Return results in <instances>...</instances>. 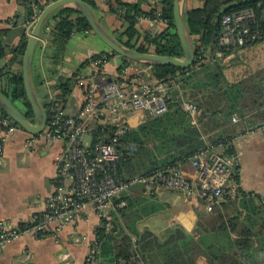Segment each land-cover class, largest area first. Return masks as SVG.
<instances>
[{
	"label": "trees",
	"instance_id": "obj_1",
	"mask_svg": "<svg viewBox=\"0 0 264 264\" xmlns=\"http://www.w3.org/2000/svg\"><path fill=\"white\" fill-rule=\"evenodd\" d=\"M82 1L96 12L98 0ZM103 1L109 12L115 15L121 24L120 28L112 32V35L122 46L141 53L183 57L182 48L175 33L173 0H159L149 11L142 10L136 3L129 4L122 0ZM22 3L26 8L23 25L14 21L13 28L0 30V60L11 56L0 70V79L5 82L0 91L12 103L23 108L26 118L33 121L34 116L26 99L21 69L17 72L10 71L15 64L21 66L27 35L21 34L18 36L19 42L10 46L6 44V38L12 29L18 26L25 29V26L31 22L34 14L32 4L39 10H43L48 2L22 0ZM263 3L264 0H205L202 7L187 10L184 19L196 52L195 63L189 69L147 65L121 58L122 63L117 69L118 76L113 81L121 86L134 88L144 83L152 86L166 84L169 89L166 98L167 113L154 118L148 116L146 121L137 128L129 127L120 135V128L128 126L124 118L110 125L96 122L92 124V136L95 140L102 136L108 138L117 136L116 147L126 157L117 166V175L121 182H127L138 176H150L158 171L175 169L179 165L184 170V166L196 153L205 151L210 146L234 155L230 135L232 116H243L246 110L260 106L264 99V66L255 68L250 65V63H260L261 55L247 59V55L259 40L246 46L245 52H240L245 48L235 52L234 58L226 64H221L219 61L207 63L198 56L204 48H210L211 54L218 50L219 21L222 16L252 9L261 25L263 15L258 5ZM157 11L160 12V17L166 20L167 27L155 34L141 32L138 27L140 19H153ZM214 20L217 25L210 27V23ZM46 27H49L50 31L47 34L48 43L42 55L50 60L48 72L55 76L57 75L56 67L64 59L68 41L75 34L91 32V29L85 18L73 8H63L54 13ZM44 35L45 31L42 33V36ZM40 52L38 45L36 55ZM223 53L227 54L225 51ZM104 55L107 56L106 61L117 56L111 51L94 54L81 63L70 77L57 75L55 88L59 90V94L50 101L42 102L48 119L52 115L53 108L58 107L60 110L64 108L66 100L81 77V70L89 66L90 61H103ZM229 63L230 65L227 66ZM131 67L136 68L135 74H127V70ZM97 68L96 74L105 76L102 65ZM143 69L147 71L143 72ZM32 71H34V77L36 72L34 64ZM183 101H188L198 108L196 125L191 123L190 116L183 110ZM4 118L17 126L0 109V120ZM128 145L134 147V152L131 154L125 150ZM234 181L238 184L237 174L234 176ZM138 186L129 188L130 191L132 190V195H135V192H143ZM124 194L121 199L127 201V207L112 212L109 220L101 221V225L95 230L94 242L97 249L90 264H202L204 251L197 241V238L201 236L200 231L198 236L194 237L180 227H174L163 240L147 229L139 231L137 224L150 209L146 204L138 202V199L123 196ZM240 196L244 194L239 189L234 199L224 196L225 201L222 206L230 207L228 205H232ZM115 202L119 201L115 200ZM198 219L204 221L203 223L206 222L207 231L214 230L226 237L228 230L237 235L229 244L231 252L224 249L218 252V249H215L216 252L212 253L214 259L208 256L207 264H247L241 262L239 257L249 256L252 250L251 236L255 233L250 225L242 220L241 215H222L219 208L215 207L211 216L206 218L202 213H198ZM24 226L25 224H22L19 227ZM238 253L242 255L239 256Z\"/></svg>",
	"mask_w": 264,
	"mask_h": 264
},
{
	"label": "crops",
	"instance_id": "obj_2",
	"mask_svg": "<svg viewBox=\"0 0 264 264\" xmlns=\"http://www.w3.org/2000/svg\"><path fill=\"white\" fill-rule=\"evenodd\" d=\"M44 1L50 4L55 0ZM122 1L139 4L144 11L153 8L151 0ZM204 2L205 0H184L183 13L202 7ZM25 14L26 8L22 0H0V30L13 28L11 23L14 21L23 25ZM95 14L110 34L120 28V22L109 12L103 0H98ZM262 20H264V14ZM138 27L141 32L155 34L163 31L167 26L160 22L154 23L149 18H143L140 19ZM262 35L247 55L249 60L261 55L260 63H250L255 68L264 66L262 49L256 51L259 49L258 46L264 43L263 32ZM18 42L19 37H16L11 42L6 41V44L10 46ZM246 50L245 48L240 52ZM108 51L92 32L77 33L68 41L64 59L56 67L57 75L70 77L89 57ZM10 58L11 56H6L0 60V70ZM121 63V58L118 56L107 61L102 66L104 77L113 81L118 76L117 69ZM33 64L36 68L35 78L32 71L33 84L41 103L44 100L54 99L59 94V90L55 88L57 75L53 76L48 72L50 60L43 57L41 53L37 55L35 53ZM229 65L230 63L227 66ZM19 69L21 66L15 64L10 71L17 72ZM142 71L145 72L147 69ZM127 74L135 73L127 72ZM91 81L99 84L101 77L99 75L93 77L92 69L86 66L81 70V77L64 104L62 110L65 114L71 115L79 111L84 101V88L87 82L91 83ZM3 85L5 82L0 79V90ZM143 116L144 114L141 113L128 114L126 121L134 125ZM234 117L237 119L236 122L232 120ZM232 118L231 145L239 168L237 189L244 196L236 198L232 205H228L230 207L222 206L225 201L223 199L208 211L207 207L194 197H186L181 192L167 189L147 192L141 185L136 186L143 192H135V195H132V190L128 189L123 196L138 199V202L146 204L150 209L137 224L139 231L147 229L160 240L165 239L174 227H180L194 237H197L200 231L201 236L197 238V241L204 251L202 264H207L208 256L214 259L212 253L216 252L215 249H218V252L221 249L231 252L229 244L237 235L228 230L226 237L214 230L207 231L208 226L206 222L199 221L198 213L208 218L212 210L217 207L222 215H241L242 220L250 225L255 235L251 236L252 250L249 256H240L241 253H238L239 260L247 264H264V99L260 106L246 110L243 116L233 115ZM2 128L0 123V137L3 134ZM61 147L62 143L59 142L47 145L37 136L30 135L22 129L16 130L6 138L0 153V223L5 222L14 227L20 226L29 223L34 215L44 211L46 201L53 192L56 174L54 160ZM183 171L188 175L193 174L189 163L184 166ZM100 225V220L90 211L86 220L80 219L75 225L65 227L60 233L50 234L45 238L23 236L3 247L0 253V264H90L91 261L87 262L86 258L91 250V244L95 241V230Z\"/></svg>",
	"mask_w": 264,
	"mask_h": 264
},
{
	"label": "built area",
	"instance_id": "obj_3",
	"mask_svg": "<svg viewBox=\"0 0 264 264\" xmlns=\"http://www.w3.org/2000/svg\"><path fill=\"white\" fill-rule=\"evenodd\" d=\"M159 0H151L153 7ZM34 14L31 22L25 26L30 34L42 10L32 4ZM258 7L264 14V3ZM156 12L154 23L167 26L166 20ZM220 32L217 48L211 54L210 48H204L199 59L207 63L219 61L228 63L235 52L261 39L262 31L256 13L247 9L220 18ZM216 21L210 23L215 27ZM12 26V23H11ZM45 35L39 38L41 49L47 46L49 27H44ZM43 33V32H42ZM223 51L227 54L224 55ZM103 61H90L89 68L95 77L97 67L104 65ZM101 82L86 84L84 101L77 113L68 115L58 107L52 109V115L47 121L44 131L37 137L45 144L62 143V147L55 157L56 169L53 181V192L49 195L42 213L32 217L23 228L0 223V253L7 244L15 242L23 236L45 238L50 234L60 233L65 227L75 225L80 219L86 220L93 212L101 221H108L109 216L116 210L127 207V201L121 199L130 187L141 185L147 192L158 189H167L183 193L186 197L199 199L210 211L212 207L226 196L229 199L236 197L237 184L234 176L238 174V161L234 155L212 146L205 151L196 153L188 162L193 174L188 175L180 165L168 171H158L150 176H138L127 182H121L117 175V166L126 157L116 147L117 136L113 138L92 136L93 123H116L122 118L126 120L128 114L141 113L152 118L167 113L168 86L166 84L152 86L148 83L137 88L121 86L116 81H110L99 75ZM93 80V79H92ZM183 110L190 116L191 123L196 125L199 110L196 105L184 101ZM22 109V108H20ZM24 111V109H22ZM236 122V117L232 118ZM4 128L0 137V153L6 138L18 126L12 125L8 119L0 120ZM127 123V121H126ZM129 125V124H128ZM130 126V125H129ZM129 126L120 128L121 135ZM130 154L134 152L133 145L125 148ZM115 200L119 202L116 203ZM96 244H91V250L86 261H91L96 252Z\"/></svg>",
	"mask_w": 264,
	"mask_h": 264
},
{
	"label": "water",
	"instance_id": "obj_4",
	"mask_svg": "<svg viewBox=\"0 0 264 264\" xmlns=\"http://www.w3.org/2000/svg\"><path fill=\"white\" fill-rule=\"evenodd\" d=\"M183 1L184 0H173V21L175 33L183 52L182 58L160 56L154 53H141L136 50L125 48L104 28L102 22L96 16L92 8L82 0H55L51 2L42 10L30 34L27 35L24 28L18 27L11 30L6 38L7 42H11L21 34L27 35L26 47L22 56L21 75L26 99L33 112L34 120L30 121L27 119L25 111L12 103L1 91L0 109L14 124L30 135L37 136L44 131L48 117L34 88L32 68L38 40L42 35L44 27L51 16L63 8H73L78 11L82 17L85 18L91 32L96 38H98L109 51L115 53L120 58L147 65L173 66L181 69L191 68L195 63L196 52L186 28L182 8ZM261 28L264 34V20L261 22ZM110 81L111 79H108V82Z\"/></svg>",
	"mask_w": 264,
	"mask_h": 264
},
{
	"label": "rangeland",
	"instance_id": "obj_5",
	"mask_svg": "<svg viewBox=\"0 0 264 264\" xmlns=\"http://www.w3.org/2000/svg\"><path fill=\"white\" fill-rule=\"evenodd\" d=\"M184 14V17H185V13H183ZM95 36V35H94ZM96 37V36H95ZM98 39V38H97ZM258 48L259 49H256V51L258 52V51H260L261 49H262V52H263V54H264V43H262V44H260L259 46H258ZM264 56V55H263ZM127 72L128 73H135L136 72V68H129L128 70H127ZM184 102V101H183ZM183 102H182V104H183ZM147 117H148V115H144L143 117H141L142 119H140V120H137V122H135L134 123V125L132 124H129L128 126L130 127V128H137L139 125H141L142 123H144L145 121H146V119H147ZM128 124V123H127Z\"/></svg>",
	"mask_w": 264,
	"mask_h": 264
},
{
	"label": "flooded vegetation",
	"instance_id": "obj_6",
	"mask_svg": "<svg viewBox=\"0 0 264 264\" xmlns=\"http://www.w3.org/2000/svg\"><path fill=\"white\" fill-rule=\"evenodd\" d=\"M260 28H261V25H260ZM261 30H262V28H261Z\"/></svg>",
	"mask_w": 264,
	"mask_h": 264
}]
</instances>
